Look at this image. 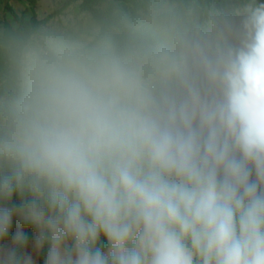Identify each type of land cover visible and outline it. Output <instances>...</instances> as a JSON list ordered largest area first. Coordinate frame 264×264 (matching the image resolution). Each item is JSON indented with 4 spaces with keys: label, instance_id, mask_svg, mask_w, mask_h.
Here are the masks:
<instances>
[{
    "label": "clouds",
    "instance_id": "clouds-1",
    "mask_svg": "<svg viewBox=\"0 0 264 264\" xmlns=\"http://www.w3.org/2000/svg\"><path fill=\"white\" fill-rule=\"evenodd\" d=\"M45 7L0 26V241L17 215L46 264H264V0Z\"/></svg>",
    "mask_w": 264,
    "mask_h": 264
},
{
    "label": "rangeland",
    "instance_id": "rangeland-1",
    "mask_svg": "<svg viewBox=\"0 0 264 264\" xmlns=\"http://www.w3.org/2000/svg\"><path fill=\"white\" fill-rule=\"evenodd\" d=\"M45 4L46 0H0V26H8L11 21L17 20V18L28 15H31L33 18L38 12H46L47 8ZM18 230L23 232L26 237L23 247L17 248L21 264H23L24 257L27 256H31L32 264H46L47 247L45 246L39 250L35 248V240L38 235L37 230L23 222L17 215H13L9 235L0 241V249L15 247L12 238Z\"/></svg>",
    "mask_w": 264,
    "mask_h": 264
},
{
    "label": "trees",
    "instance_id": "trees-1",
    "mask_svg": "<svg viewBox=\"0 0 264 264\" xmlns=\"http://www.w3.org/2000/svg\"><path fill=\"white\" fill-rule=\"evenodd\" d=\"M20 18H17V20H19ZM35 19V16L33 17V20ZM13 204H19L20 201H19V198L18 197H13V201H12Z\"/></svg>",
    "mask_w": 264,
    "mask_h": 264
}]
</instances>
